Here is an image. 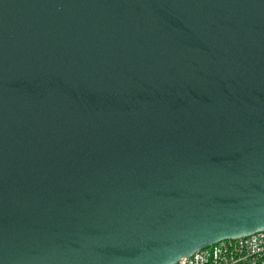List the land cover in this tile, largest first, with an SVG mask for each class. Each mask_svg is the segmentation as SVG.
Returning a JSON list of instances; mask_svg holds the SVG:
<instances>
[{
	"label": "water",
	"instance_id": "obj_1",
	"mask_svg": "<svg viewBox=\"0 0 264 264\" xmlns=\"http://www.w3.org/2000/svg\"><path fill=\"white\" fill-rule=\"evenodd\" d=\"M261 231L264 0H0V264Z\"/></svg>",
	"mask_w": 264,
	"mask_h": 264
},
{
	"label": "built area",
	"instance_id": "obj_2",
	"mask_svg": "<svg viewBox=\"0 0 264 264\" xmlns=\"http://www.w3.org/2000/svg\"><path fill=\"white\" fill-rule=\"evenodd\" d=\"M175 264H264V231L218 242Z\"/></svg>",
	"mask_w": 264,
	"mask_h": 264
}]
</instances>
